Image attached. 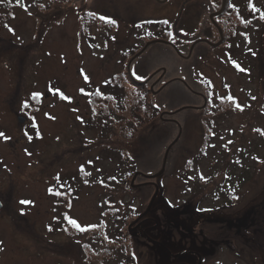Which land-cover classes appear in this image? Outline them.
Returning a JSON list of instances; mask_svg holds the SVG:
<instances>
[{
  "label": "rangeland",
  "instance_id": "rangeland-1",
  "mask_svg": "<svg viewBox=\"0 0 264 264\" xmlns=\"http://www.w3.org/2000/svg\"><path fill=\"white\" fill-rule=\"evenodd\" d=\"M172 2L178 8L182 0L0 2V47H11L0 53V92L53 96L51 122L28 132L0 108V132L17 138L0 143L13 202L1 212L0 264H264V0H245L231 61L193 64L152 44L135 61L144 70L131 69L135 82L164 69L159 85L145 96V86L136 91L124 81L117 102L108 96L113 6L119 21L131 13L149 22L144 37L134 36V53L157 35L153 15L167 14ZM177 44L185 53L190 46ZM100 84L103 95L92 93ZM219 97L225 101L216 104ZM145 104L156 108L151 118ZM171 111L163 118L174 123L159 120Z\"/></svg>",
  "mask_w": 264,
  "mask_h": 264
},
{
  "label": "flooded vegetation",
  "instance_id": "flooded-vegetation-1",
  "mask_svg": "<svg viewBox=\"0 0 264 264\" xmlns=\"http://www.w3.org/2000/svg\"><path fill=\"white\" fill-rule=\"evenodd\" d=\"M187 1H189L190 3L188 9H186ZM154 2H156L160 6H165L170 2V0H154ZM174 2H177V0H174ZM244 3L245 0H182L181 5L178 8L177 6H174L175 8H173L172 2V4H170L169 6L171 11H169L167 14L164 12L165 10H163L162 12L153 15L156 16L157 19L155 24L157 35H154L150 40H147L145 44L150 41H156L154 44H160L164 47L168 46L170 49H172L174 54L179 59L190 60L193 64H221L222 61L227 59L231 61L233 56H230L229 53V41L231 38L233 39L235 37L236 33L240 32V27L244 24L242 22ZM185 10H187V12ZM115 11L116 8L113 6L114 22L112 26V40L113 69L115 72H113V77L112 79H110L130 80L129 82H133L135 78L133 77L134 75L131 66L135 65V61L138 60V58H140V56L143 54L138 53L145 46L144 44L141 49L133 53V47L135 46L134 36H137L135 37L137 39L139 37H144L143 34H146L144 32L146 31L149 22H144L143 19H139V21L135 19L131 15V13H128V15H130L129 18H122L119 21L116 17V14L114 15V13H116ZM128 12H130V10H128ZM172 14L174 15L173 20H171V18L173 17ZM169 16H171V18L168 19L167 17ZM235 18L237 19L238 24L231 25L230 21ZM170 22L172 23V25H168L170 27L168 29L166 28V25ZM185 26H188L190 33L193 35L190 40L185 37V30H183ZM80 29L84 33L85 39V27L83 25H80ZM182 30L184 33L181 32ZM165 32H169L170 36L173 38V41L167 40L165 38ZM119 33H126V40L122 39L121 34ZM117 40L120 41L114 42ZM164 42L171 43L172 45L166 44ZM177 42H181L182 44L190 42V46L188 47L186 53L183 52V47L178 46ZM203 47L208 49V51L201 49ZM10 48V46L4 48L0 47V53L3 51H7ZM221 49L224 50L222 55L215 52ZM145 66L146 64H136L133 67V70L135 72H141L144 70ZM158 73H160V75L152 81L150 88H147L150 80L153 79ZM165 75L166 71H162L161 68H159L152 72V74L144 77L141 81L142 86H145L146 90L143 89L142 91L147 94L148 91L151 90V87L153 89V87L159 85V83L164 79ZM88 81H90V79ZM173 81H175V78L163 82L160 86H158L157 90H161L167 85L168 82ZM86 83L87 82L84 81V85H82L83 89L85 90L87 89ZM6 89L7 90L4 93L0 92V108L4 109L12 117V121H10L12 124L11 126L14 125L15 129L18 132L23 130H27L28 132L32 130L33 127L39 129L41 128L40 126H44L45 128V125H47V121L51 122V120L49 119L51 115H49V113L53 114V107L50 103H48V101H53V96L51 94H47L44 91H25L24 93L19 94L18 89ZM0 91H2L1 88ZM33 93H41L42 95L39 99H35L33 98ZM68 93L63 94L68 96ZM25 104H27V107H25ZM65 107H67V105H65ZM202 107L203 106H197V108L195 109H199L201 111ZM172 113L173 112H167L166 114H168L170 117ZM47 114L49 116H47ZM79 119V130L81 133L85 134V118L80 117ZM171 119L172 118H162L163 121L166 120L169 123H174ZM5 136L7 137L8 133ZM29 137L32 138V135H30ZM12 142L17 143V138L8 137V139H4L3 137H1L0 143L2 144H11ZM4 181L5 179L0 175V220L5 219L1 218V212L5 208H13V202L11 201V188H5V185L2 183ZM5 193H7L6 196L9 200L5 199ZM53 245L54 246L52 248L54 250H62V247L59 246V244L53 243ZM80 247L81 248H79L78 251L82 253L83 247L85 248V244L82 243Z\"/></svg>",
  "mask_w": 264,
  "mask_h": 264
},
{
  "label": "trees",
  "instance_id": "trees-1",
  "mask_svg": "<svg viewBox=\"0 0 264 264\" xmlns=\"http://www.w3.org/2000/svg\"><path fill=\"white\" fill-rule=\"evenodd\" d=\"M124 81H129V80H117V79H115V80H111V81H109V84L111 85V89H117V90H119V93L117 92V91H115L114 93L113 92H111V94H110V97H112V98H114V100L117 102V100H116V94H122L121 93V88H122V82H124ZM133 82H131V86L134 88V90H136V91H139L140 90V87H142V85H140V84H136V83H133ZM112 86H113V88H112ZM149 94V91H148V93L145 95V96H147ZM125 95H129V94H125ZM119 96H121V95H119ZM144 96V95H143ZM225 98H222V97H219V98H217V102H216V104H218V103H223V101H225L224 100ZM207 100V103H208V99H206ZM227 101V100H226ZM227 102H229V101H227ZM145 105H147V106H145V109H144V113H145V115H146V112L148 113V111H149V115L147 116L148 118L150 117H152L153 115H154V111L156 110V108L154 107V108H152V109H148V104H145ZM217 106H220V105H217ZM208 109V107H207V105L205 106V108H204V110L205 109ZM141 118H143L142 116H141ZM160 120V119H159Z\"/></svg>",
  "mask_w": 264,
  "mask_h": 264
},
{
  "label": "snow or ice",
  "instance_id": "snow-or-ice-1",
  "mask_svg": "<svg viewBox=\"0 0 264 264\" xmlns=\"http://www.w3.org/2000/svg\"><path fill=\"white\" fill-rule=\"evenodd\" d=\"M0 2H2V0H0ZM17 2L19 3V0H17ZM262 18H264V17H262ZM101 19H106L105 17H101ZM109 22H114V21H111L110 19H109ZM10 31H11V29H9ZM238 66V65H237ZM138 79L140 78V77H137ZM84 79H85V81L87 82L88 81V76L85 74L84 75ZM80 91L81 92H83L84 91V89H80ZM41 93H33V98H35V99H39L40 97H41ZM60 96H61V98L62 99H64V100H69V102L71 101V98L70 97H68V96H66V95H64L62 92L60 93ZM229 99H231V97H229ZM25 107H27V104H25ZM237 107H240V105L239 104H237ZM37 135H39V133H37ZM0 137H3L4 139H8V137H6L5 136V134L3 133V132H0ZM29 139H31V137H29ZM229 143H232L231 141H229ZM201 178L202 179H204V177L203 176H201ZM112 179H115L114 177L112 178ZM102 182V181H101ZM50 192H51V189L49 190ZM57 195H59V193H56ZM21 203H29L28 201H21ZM70 223H71V225L73 226V227H75V228H77V229H79V230H81V231H84L85 229L84 228H81V226H80V224L76 221V220H74V219H70V221H69Z\"/></svg>",
  "mask_w": 264,
  "mask_h": 264
},
{
  "label": "water",
  "instance_id": "water-1",
  "mask_svg": "<svg viewBox=\"0 0 264 264\" xmlns=\"http://www.w3.org/2000/svg\"><path fill=\"white\" fill-rule=\"evenodd\" d=\"M147 46H148V44H147V45L141 50V52H142ZM141 52H140V53H141ZM166 153H167V152H166Z\"/></svg>",
  "mask_w": 264,
  "mask_h": 264
}]
</instances>
